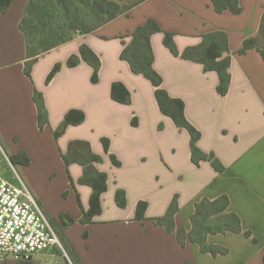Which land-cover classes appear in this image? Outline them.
<instances>
[{"label":"crops","instance_id":"1","mask_svg":"<svg viewBox=\"0 0 264 264\" xmlns=\"http://www.w3.org/2000/svg\"><path fill=\"white\" fill-rule=\"evenodd\" d=\"M28 1L11 0L4 13L0 10V143L10 157L27 159L18 165L47 217L58 220L65 214L74 221L61 232L81 263L264 264V59L255 48L238 53L246 40L258 36L264 0H238L239 14L217 13L211 0H134L138 3L127 15L40 56L30 78L24 73L26 42L19 28ZM148 20L161 30L150 38L161 87L183 102L186 120L201 135L197 148L214 154L222 172L208 161L192 162L189 133L160 111L152 84L120 58L130 35ZM213 32L227 36L229 52L221 58H230V83L224 96L215 71L205 72L202 64L173 55L164 44L170 33L182 53ZM82 45L99 58L96 82L93 68L80 56ZM70 57L78 59L71 67ZM56 64L61 67L46 84ZM35 92L43 95L48 113L42 131ZM67 116L69 124L55 139ZM73 141L88 143L102 158L95 169L107 175L101 212L87 224L80 220L90 210L92 189L80 183L82 166L66 168L62 159ZM117 190L125 193V207L116 203ZM175 195V226L187 233L195 204L228 198V212L239 218L242 232L207 237L209 244L226 248V255L201 253L196 244L181 246L173 233L152 223ZM139 202L147 203L143 220L136 219ZM57 257L7 258L3 264L57 263Z\"/></svg>","mask_w":264,"mask_h":264},{"label":"trees","instance_id":"2","mask_svg":"<svg viewBox=\"0 0 264 264\" xmlns=\"http://www.w3.org/2000/svg\"><path fill=\"white\" fill-rule=\"evenodd\" d=\"M124 0H29L24 15L20 21L19 28L23 33L26 42V62L24 73L31 76L32 65L43 54L65 44L75 38L76 35H85L94 32L97 28L113 21L114 19L127 15L134 5L123 3ZM217 13L228 11L232 14H239L241 9L238 0H211ZM11 0H0V10L5 12ZM161 32L157 23L148 20L144 25L139 26L130 35L131 41L124 44L120 58L126 61L134 74L146 78L155 88L154 95L160 111L171 118L179 129L186 130L190 135L191 160L197 166L201 161H208L217 172L223 171V166L214 154L201 152L196 144L200 139V133L186 120L184 115V104L181 100L171 98L161 87L162 78L153 69V51L150 38L153 34ZM164 44L169 51L184 60L197 62L203 65L204 71H215L219 77L218 93L226 95L230 83L228 73L230 58H221L224 53L229 52L227 47V36L223 32H213L203 36L202 43L197 47L185 49L179 53L172 39V34L165 33ZM256 49L264 59V12L261 17L257 38L248 39L238 51L244 54L249 49ZM81 58L93 68L92 79L97 80L100 69L99 58L85 45L79 49ZM76 57H70L67 64L74 66L77 64ZM61 65L56 64L46 78L48 84ZM114 98V86L112 88ZM33 101L38 112V127L42 131L48 124V113L45 108L44 98L41 93L35 92ZM125 102L129 101V94L126 95ZM69 124L68 116L65 121L54 132L57 139L62 135ZM105 150L108 151V141L103 139ZM62 159L69 167L72 163H77L83 168L81 184L89 185L92 189L90 197V210L83 215L80 223L87 224L94 215L101 212L100 197L107 189V175L98 172L94 164L102 161L99 155L94 154L88 143L83 141H73L69 143L67 153L62 155ZM12 164H27V159L18 154L9 158ZM113 164L119 166V162L112 157ZM115 200L119 207H125V193L117 190ZM229 200L226 196H220L213 201L202 199L195 204V212L191 216L192 229L186 232L184 228L175 226L174 217L178 212V198L175 195L165 214L152 219V223L157 227H163L167 233H173L177 242L181 246L187 243L196 244L201 253H208L213 257L226 255V248L209 244L208 235L241 233V223L239 218L232 212H228ZM146 202H139L136 208V219L143 220ZM50 223L57 232L62 245L69 258L75 264H82L76 252L69 245V242L62 235V230L74 223L65 214H60L58 220L50 219ZM245 236L250 237L248 232Z\"/></svg>","mask_w":264,"mask_h":264},{"label":"built area","instance_id":"3","mask_svg":"<svg viewBox=\"0 0 264 264\" xmlns=\"http://www.w3.org/2000/svg\"><path fill=\"white\" fill-rule=\"evenodd\" d=\"M4 159L13 165L5 155ZM62 250L57 232L30 188L18 176L0 175V264L7 258L29 261Z\"/></svg>","mask_w":264,"mask_h":264},{"label":"rangeland","instance_id":"4","mask_svg":"<svg viewBox=\"0 0 264 264\" xmlns=\"http://www.w3.org/2000/svg\"><path fill=\"white\" fill-rule=\"evenodd\" d=\"M134 0H124L123 3L126 4H132ZM4 155L7 158H10L8 154H6L5 150L2 148V152H0V175L10 179L11 177H16L20 178L28 187L29 185L25 181L23 174L20 169V165L18 164H11L12 166H9L8 163L4 159ZM5 161V162H4ZM62 244V243H61ZM63 250L57 255L58 257L56 258V264H75V261L71 258L68 257L64 246L62 245Z\"/></svg>","mask_w":264,"mask_h":264}]
</instances>
